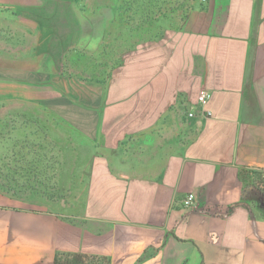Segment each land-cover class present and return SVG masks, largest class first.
<instances>
[{"label":"crops","instance_id":"crops-1","mask_svg":"<svg viewBox=\"0 0 264 264\" xmlns=\"http://www.w3.org/2000/svg\"><path fill=\"white\" fill-rule=\"evenodd\" d=\"M118 8L0 0V106L36 105L93 147L71 201L0 190V264H264V208L244 192L247 170L264 169V0H193L107 79L69 72L79 17L107 18L90 31L102 42Z\"/></svg>","mask_w":264,"mask_h":264},{"label":"rangeland","instance_id":"rangeland-1","mask_svg":"<svg viewBox=\"0 0 264 264\" xmlns=\"http://www.w3.org/2000/svg\"><path fill=\"white\" fill-rule=\"evenodd\" d=\"M192 5L193 0H152L150 8L154 9V14L158 9L162 13L159 23L143 26V33H140V29L139 33L131 32V29L138 26H118L116 39L109 43H106V38L102 42L93 40L94 34L90 33L94 28L100 29L104 24L107 25V18L80 16L79 27L83 32L80 46L68 55L70 57L73 52L77 59H72L65 67L69 72H76L82 77L105 78L137 41L154 38L168 25H179ZM110 25L111 21L109 29ZM123 30H126L125 36ZM89 37V41L84 39ZM27 150H31L40 161L34 160V166L39 168L40 164V171L45 172L46 184L54 197L68 202L78 196L83 188L93 150L87 139L65 121L36 105L28 104L13 110H10V105L7 108L0 106V158L8 152L12 154L13 151ZM13 157L10 155L11 167L16 168L17 163L12 161ZM257 190H253L250 195L251 205L264 207V191Z\"/></svg>","mask_w":264,"mask_h":264},{"label":"trees","instance_id":"trees-1","mask_svg":"<svg viewBox=\"0 0 264 264\" xmlns=\"http://www.w3.org/2000/svg\"><path fill=\"white\" fill-rule=\"evenodd\" d=\"M157 2H159V0H157ZM151 6L152 0H119L118 15L115 19L111 20L110 29L105 35V38L107 40L106 43H109L110 41H113V39H116L118 26L125 25L133 28L135 26H138L133 30L131 29V32L139 33V31L141 30L142 32L140 31V33H143V26L147 24L159 23L162 17L161 10L158 9V12L154 14V9L150 8ZM156 6L157 5H155V7ZM187 13L183 17V19L187 16ZM139 14L140 17H138ZM165 28H163L162 32H160L154 38L137 41L132 50L138 43L142 41L155 40L159 38L164 33ZM119 29H121V27ZM120 34L121 33L119 31V36ZM125 34L126 30H123V36H125ZM121 62L118 65H120ZM110 73L102 79H107ZM15 162L17 163V167L12 168L10 163V152L6 153L2 158H0L1 191L20 198L27 197L31 194H39L52 200L57 198L54 197L49 191L50 187L46 184L45 172L40 171L38 167L34 166V163H36V161L24 160V158L20 157V159ZM251 174L253 176H251ZM244 180V192L248 199H250V195L253 190L258 189L264 191V180L262 178L261 170H247L246 175L244 176ZM56 264H97V260L93 258L84 259L82 256L59 255L56 259Z\"/></svg>","mask_w":264,"mask_h":264},{"label":"built area","instance_id":"built-area-1","mask_svg":"<svg viewBox=\"0 0 264 264\" xmlns=\"http://www.w3.org/2000/svg\"><path fill=\"white\" fill-rule=\"evenodd\" d=\"M210 98V93L208 92L207 89L202 88L198 94V102L202 107H204ZM192 114V113H190ZM262 171V178L264 180V169H261ZM185 206L187 207H195L196 206V196L194 192L188 193L183 200Z\"/></svg>","mask_w":264,"mask_h":264}]
</instances>
